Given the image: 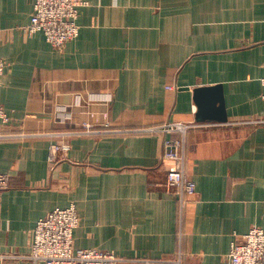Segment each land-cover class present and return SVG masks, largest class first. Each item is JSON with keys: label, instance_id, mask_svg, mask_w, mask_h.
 Returning <instances> with one entry per match:
<instances>
[{"label": "crops", "instance_id": "1", "mask_svg": "<svg viewBox=\"0 0 264 264\" xmlns=\"http://www.w3.org/2000/svg\"><path fill=\"white\" fill-rule=\"evenodd\" d=\"M31 11L0 0V264H36V221L69 205L75 250L228 264L233 240L264 231V0H87L59 49L23 32ZM200 88L220 93L225 122L196 120ZM174 122L193 124L183 154L196 193L181 214L161 160L179 133L149 132ZM56 143L69 149L52 165Z\"/></svg>", "mask_w": 264, "mask_h": 264}, {"label": "built area", "instance_id": "2", "mask_svg": "<svg viewBox=\"0 0 264 264\" xmlns=\"http://www.w3.org/2000/svg\"><path fill=\"white\" fill-rule=\"evenodd\" d=\"M87 0H31L29 23L22 28L31 35L42 33L46 42L59 49L66 42L78 35L76 19L78 9ZM5 63L0 58V77ZM264 99V76L261 79ZM8 122V116L0 106V124ZM192 123H166L152 128L149 132H178L180 138L163 140L161 160H168L171 166L166 172V186L175 190L178 197L179 214L187 198L196 193L195 183L184 172V140ZM85 133H90V126H84ZM2 136H0L1 138ZM69 147L66 143L51 144L48 148V161L55 165L64 159ZM8 187V178L0 173V192ZM80 224V217L74 205L54 208L44 217L39 218L32 230L28 258L36 264H118L119 259L111 252L89 248L75 250L73 234ZM228 264H264V231L253 227L247 233L230 243L227 255Z\"/></svg>", "mask_w": 264, "mask_h": 264}, {"label": "water", "instance_id": "3", "mask_svg": "<svg viewBox=\"0 0 264 264\" xmlns=\"http://www.w3.org/2000/svg\"><path fill=\"white\" fill-rule=\"evenodd\" d=\"M212 94H216V96H212ZM211 95V97H210ZM214 97V98H212ZM193 100L196 104L198 110L196 114V120H216L218 122H225L226 116L224 113L223 101L220 96V93L216 91L214 88H200L195 89L193 91ZM216 101L218 106L214 108L212 103L210 105V101Z\"/></svg>", "mask_w": 264, "mask_h": 264}]
</instances>
